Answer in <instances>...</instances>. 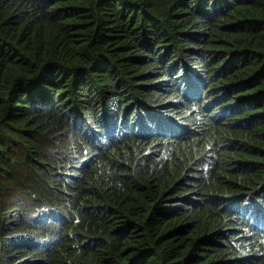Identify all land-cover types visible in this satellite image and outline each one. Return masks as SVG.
<instances>
[{
	"label": "trees",
	"instance_id": "obj_1",
	"mask_svg": "<svg viewBox=\"0 0 264 264\" xmlns=\"http://www.w3.org/2000/svg\"><path fill=\"white\" fill-rule=\"evenodd\" d=\"M0 264H264V0H0Z\"/></svg>",
	"mask_w": 264,
	"mask_h": 264
}]
</instances>
